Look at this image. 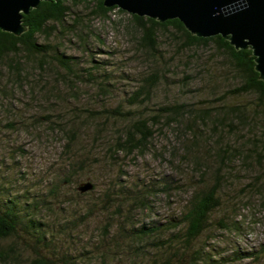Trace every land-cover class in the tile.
<instances>
[{"label": "trees", "instance_id": "1", "mask_svg": "<svg viewBox=\"0 0 264 264\" xmlns=\"http://www.w3.org/2000/svg\"><path fill=\"white\" fill-rule=\"evenodd\" d=\"M78 3L90 6L89 14L95 17H110L109 13L117 8L106 7L104 0H42L30 14L24 16L28 29L23 34L15 35L0 29V72L7 66L20 79L17 84L27 82L30 77L27 65L31 59L37 65L31 70L42 74L47 71L48 63L50 66L56 65L64 76L65 85L72 89L75 103L78 100L74 98L80 96L77 86L97 87L108 92V61H92V65L83 66L77 56L67 55L62 50L63 41L58 33L78 31L76 25L80 23L81 15H74V5ZM119 10L125 12L121 8ZM71 16L74 20L70 24L68 19ZM130 23L133 29L142 34L139 46L145 48L153 59L159 60L161 66L156 65L144 72L138 79L141 80L139 86L125 99L126 104L120 102L117 106L103 108L84 103L66 105V112L69 111L67 114H75L80 122L76 124L74 120H68L67 127L62 117L63 121L58 123L68 138L66 151H73L74 145L80 142L79 131L84 124L100 130L106 127L100 118L119 119L123 124L113 136L116 140L108 147L111 158L116 162L117 152L129 156L135 152L152 150L160 124H166L176 128L184 159L191 162L196 172L201 174V182L196 186L180 218L148 225L135 221V213L150 209V197L156 194L155 185L117 180L114 186L106 190L104 198L105 202L114 206L101 229L100 237L106 248H99L97 258L93 254L88 258L89 262H79L109 264L113 255L118 253L131 257L132 264H227L230 259L261 258L254 250L239 249L230 256L219 254L220 257L215 258L213 251L216 248L207 249L208 239L214 238L212 232L215 222L225 230H232V226L234 230H240V224L233 221V215L238 214V207L252 205L250 196L259 197L258 207L264 213V80L260 79V73L256 70L253 50L237 49L222 35H194L178 18L161 22L148 16L131 14ZM172 27L174 32L171 37L178 38L180 51L213 47V52L222 58L223 64L218 69L221 67L224 70L223 75L228 81L227 88L220 91L219 95L212 94V97L203 98L199 105L195 100H184L181 96L166 103L160 102L159 88L169 86L170 83V76L163 71L171 68L172 63H167L169 60L161 54L160 40L163 34L169 35ZM84 34L86 32L83 31L78 34L81 38L79 45L88 49L89 39ZM159 57L164 59L166 65L161 63ZM189 75L187 73L182 77V87L191 84ZM210 78L213 81L214 77ZM211 87V93L218 90V84L212 83ZM187 90L191 91L189 88ZM6 92V86L0 85V93ZM242 97L247 98L242 100ZM40 117L44 118L42 114H36L35 121L40 122ZM45 120L54 122L48 116ZM16 121L22 122V118ZM15 123L12 120L7 125L14 128ZM211 159L216 164L215 169H211L208 162ZM70 161V167L74 168L77 160L73 161L71 156ZM238 161L242 168L239 170L235 168ZM237 171L248 173L249 182L242 193L238 192L226 201L222 192L231 189L230 185L234 184L231 174L236 175ZM211 172H214V178ZM61 181L68 182L69 178L66 176ZM85 183H91L92 188L81 190L80 186ZM171 183L169 180L164 181L160 189L165 192ZM95 189L96 185L87 181L78 186L77 192L82 196V193ZM60 196L61 192L54 184L43 194L35 189L23 190L11 178L0 183V242L11 239L8 245H0L2 264H23V249L32 252L27 257L29 264L79 263L72 252H59L55 245L61 233L73 229L79 218L85 215L89 217L93 213L94 205L90 203L88 206L85 203L82 209L85 214L78 215V210H73L75 215L64 217L62 210L65 209H56L54 206L56 200H61ZM73 199L68 197L65 200L71 205L77 202ZM49 210L54 213L47 219L44 215ZM216 213H219L218 219L214 218ZM113 230L115 232L110 234ZM207 231V238H203ZM146 244L153 245L155 252L144 251L143 246L147 247ZM260 251L264 252V246Z\"/></svg>", "mask_w": 264, "mask_h": 264}, {"label": "rangeland", "instance_id": "2", "mask_svg": "<svg viewBox=\"0 0 264 264\" xmlns=\"http://www.w3.org/2000/svg\"><path fill=\"white\" fill-rule=\"evenodd\" d=\"M90 9L91 7L84 3L75 4L74 15H81L80 23L76 25L78 31L59 32L58 36L63 41L62 50L67 55L77 56L83 66L92 65V61H108V92L97 87L80 85L77 88L82 96L77 95L74 100L78 101L75 103L72 99V89L65 85L61 70L56 65L50 66L51 64L48 63L47 71L43 74L33 71L31 69L37 65L31 59L27 65L30 68L27 82L17 84L20 79L18 80V76L7 66L0 72V85H5L7 89L6 94L0 93V183L11 178L16 181L19 188L32 191L35 189L43 194L54 184L61 192V200H56L54 206L56 209H65L62 210V215L68 218L75 215L73 214L75 210H78V215L85 214L84 210L82 211L85 203L88 206L90 203L94 205L93 213L89 217L85 215L79 218L78 224L73 229L61 233L55 245L59 252H72L78 262L88 261L93 254H96L95 258H97L98 251L106 248L100 237L101 229L105 226L106 217L111 215L110 211L114 206L105 202L104 198H106V190L114 186L117 180L155 185L156 194L150 197V209L135 213V221L148 225L180 218L196 186L201 182V174L196 172L191 162L184 159L176 128L166 124H160V129L154 136L152 150L135 152L129 156L117 152L119 164L118 161H113L108 150L116 140L113 136L123 124L119 119L100 118L106 123V127L100 130L90 124H84L79 131L80 142L74 145L73 151H66L68 138L66 132L60 130L58 123L64 120L67 127L68 120H74L76 124L80 123L75 114H67L69 111L66 112V105L84 103L103 108L117 106L120 102L126 104L125 99L139 86L141 80L138 79L144 72L156 65L161 66L159 60L153 59L145 48L139 46L142 34L131 27V13L125 10L121 12L117 7L109 13L110 17L103 18L89 14ZM73 16L68 19L70 24L74 20ZM171 30L169 35L163 34L160 40L161 54L169 60L167 63H174V65L171 63V68L163 71L170 76V83L169 86L159 88L160 102L166 103L181 96L184 100H195L199 105V101L203 98L212 97V94L219 95L220 91H224L228 80L223 75L224 70L221 67L218 69V66L223 64L222 58L213 52V47L180 51L178 38L171 37L174 28L172 27ZM82 31L86 32L84 35L89 39L88 49L79 45L81 38L78 34ZM159 59L163 65H166L163 58L159 57ZM187 73L192 79L191 84L182 87V77ZM211 76L214 77L213 81H210ZM178 79L180 82L177 81ZM212 83L218 84V90L214 93L210 92ZM188 88L191 91H188ZM245 98L247 97H242V100ZM15 114L24 115L15 116ZM36 114H42L44 118L40 117V122H37ZM47 116L54 122L46 121ZM20 117L22 122L16 121ZM12 120L16 122L14 128L7 125ZM71 156L73 161L77 160L74 168L69 164ZM208 162L211 169H215L216 164H213L212 159ZM235 168L242 169L239 161ZM211 173L214 178V172ZM234 174H231L234 182L230 185L231 189H227L226 193L222 192L226 201L228 197L231 199L234 194L242 193V189L249 182L248 173L237 171L236 175ZM66 176L69 181L63 183L61 180ZM166 180L172 183L164 192L160 188ZM87 181L93 182L96 189L79 196L78 186ZM39 196L42 197V194ZM68 197L74 198L73 200L77 202L70 205L66 202ZM250 199L252 205L238 207V214L233 215V221L240 224V230H234V226L232 230H225L215 222L212 232L214 238L208 239L207 249L216 248V251H213L215 258H219V254L230 256L236 249L254 250L261 255V258L255 260L245 258L237 261L230 259L227 264H264V252L260 251L264 246V213L258 207L259 197L250 196ZM104 206L109 208L104 209ZM54 211L49 210L44 217L50 219ZM218 215L219 213H216L214 218L218 219ZM230 219L232 220L231 217ZM114 232L115 230L110 231V234ZM208 234L209 231L203 235V238H207ZM10 241L11 239L1 241L0 245L6 246ZM152 246H143L144 251L154 253L155 249ZM21 251L23 264H29L27 257L31 256L32 252L25 249ZM132 263V258L124 253L113 255L112 260L109 261V264Z\"/></svg>", "mask_w": 264, "mask_h": 264}, {"label": "water", "instance_id": "3", "mask_svg": "<svg viewBox=\"0 0 264 264\" xmlns=\"http://www.w3.org/2000/svg\"><path fill=\"white\" fill-rule=\"evenodd\" d=\"M41 1L0 0V29L23 34L28 29L24 16ZM104 5L161 22L178 18L194 35H222L237 49L251 48L264 80V0H104ZM92 186L85 183L80 189Z\"/></svg>", "mask_w": 264, "mask_h": 264}]
</instances>
